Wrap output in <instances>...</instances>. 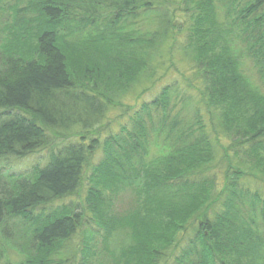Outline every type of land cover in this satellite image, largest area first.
<instances>
[{
	"label": "trees",
	"instance_id": "16d2710c",
	"mask_svg": "<svg viewBox=\"0 0 264 264\" xmlns=\"http://www.w3.org/2000/svg\"><path fill=\"white\" fill-rule=\"evenodd\" d=\"M166 1L0 0V264H264V0Z\"/></svg>",
	"mask_w": 264,
	"mask_h": 264
},
{
	"label": "rangeland",
	"instance_id": "374dc122",
	"mask_svg": "<svg viewBox=\"0 0 264 264\" xmlns=\"http://www.w3.org/2000/svg\"><path fill=\"white\" fill-rule=\"evenodd\" d=\"M165 1V0H162ZM185 0H168L166 1L168 6L171 7V9L173 7H185L187 6V4H189V6H192L193 2H188L187 4L184 2ZM189 14H182L179 16L178 18V24H180L182 27H187V25L189 24V18H188ZM6 35V34H5ZM4 33L0 32V53L2 52V43H3V36H5ZM179 43L183 44L186 39H183V35L180 34V36L178 37ZM6 41V40H5ZM187 55V54H186ZM177 57L180 58H184V60H181V62L177 61V59H175L176 62H178V69L181 72L177 73L175 71L176 68H171V70H168L169 72L166 74V76L164 77V79H160V80H156V91L158 89V87L165 81L168 82H173L174 84L179 83L181 88H184L186 86V81L192 79L193 74L190 71V65L187 62L186 56L184 54H181L180 52L177 53ZM163 62H165V66H160L157 69L156 72V78H158L160 75L164 74V72L167 70V68L169 67L168 64V58L167 56H164L162 58ZM249 64L246 65V67ZM250 66V65H249ZM175 71V72H174ZM250 75L255 76V70L253 67H248L246 70ZM166 78V79H165ZM152 85L151 80H148L146 78V80L143 81H136L134 83H132V85H130V87L126 90V93L124 95L119 94L117 97V100L120 98L122 99V101H125L126 103H133L134 99L140 95L141 91L144 89V87H150ZM160 89V88H159ZM158 89V90H159ZM150 98L152 97V95L149 96ZM141 100H139L138 102H140ZM120 113V111L118 110H111L110 112H108V117L106 119H104L105 122L109 121V119L111 118H115L118 114ZM115 129L119 128V125L114 126ZM157 149L156 148H152L151 149V155H153L155 153ZM157 152V151H156ZM243 159V158H242ZM99 160V158L96 159V161ZM48 161V153L47 151H42L39 150L33 154H31L30 156L23 158V159H17V158H10L8 161H4L2 163V166L5 167V170H10L12 172H14V174H26L28 172H30L33 167L35 165L38 166H43L46 164V162ZM247 168V167H246ZM88 183L85 182V186ZM254 186H257L256 184H253ZM83 196V194H82ZM75 197V196H74ZM73 197V198H74ZM134 198V195H132L131 190L128 188V186L122 187V189L119 191V193L113 195L111 197V200H109L110 205H111V209H110V213L113 215H117V214H122L124 212L127 211V209L129 208L132 199ZM76 200H79V196L75 197ZM70 200L68 198L63 199V200H58L53 206L55 207L57 204H62V203H69ZM52 206V207H53ZM43 207V206H42ZM39 208L38 211L40 209ZM44 209H51L49 206L48 207H43ZM100 241V246H103V243ZM128 242V236L124 233V232H117L115 234V236L113 237L111 244H110V248L114 253H118L120 252V250L125 246V244ZM4 248H6L7 251V257H9L12 261H19L22 258V253L17 249L16 245H13L14 247H10V244L7 243L6 241L4 242ZM110 258V257H108Z\"/></svg>",
	"mask_w": 264,
	"mask_h": 264
}]
</instances>
